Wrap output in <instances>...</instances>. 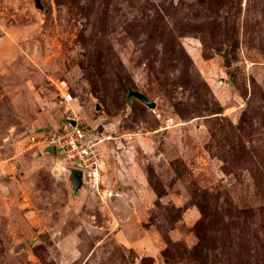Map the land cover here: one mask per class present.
I'll list each match as a JSON object with an SVG mask.
<instances>
[{
    "label": "rangeland",
    "instance_id": "rangeland-1",
    "mask_svg": "<svg viewBox=\"0 0 264 264\" xmlns=\"http://www.w3.org/2000/svg\"><path fill=\"white\" fill-rule=\"evenodd\" d=\"M0 264H264V0H0Z\"/></svg>",
    "mask_w": 264,
    "mask_h": 264
},
{
    "label": "built area",
    "instance_id": "built-area-1",
    "mask_svg": "<svg viewBox=\"0 0 264 264\" xmlns=\"http://www.w3.org/2000/svg\"><path fill=\"white\" fill-rule=\"evenodd\" d=\"M62 102L69 105L74 95L71 92H65L62 95ZM172 117L166 120V125L173 124ZM49 144L56 147L57 152L72 164V168H79L85 171L100 172L104 164V158L98 144L101 142L92 137V133L80 126L79 123L73 125L66 118V123L58 129L50 132L46 138Z\"/></svg>",
    "mask_w": 264,
    "mask_h": 264
},
{
    "label": "water",
    "instance_id": "water-1",
    "mask_svg": "<svg viewBox=\"0 0 264 264\" xmlns=\"http://www.w3.org/2000/svg\"><path fill=\"white\" fill-rule=\"evenodd\" d=\"M130 95L135 96L137 99L142 101L143 103L147 104L150 107H155L156 102L150 100L147 95L139 90H130ZM67 120L72 123L73 125H76L78 123V120L74 117H67ZM71 176H72V184L75 189V191L79 190L83 183H84V171L79 168H72L70 169Z\"/></svg>",
    "mask_w": 264,
    "mask_h": 264
},
{
    "label": "trees",
    "instance_id": "trees-1",
    "mask_svg": "<svg viewBox=\"0 0 264 264\" xmlns=\"http://www.w3.org/2000/svg\"><path fill=\"white\" fill-rule=\"evenodd\" d=\"M64 123H66V117L61 121V123H59V126L57 128L62 126ZM85 129H87V128H85ZM37 130L38 129L36 128L35 131H37ZM34 133H36V132H34ZM41 151L45 152V153H57L56 147L52 144H49V143L47 145H45L44 147H42Z\"/></svg>",
    "mask_w": 264,
    "mask_h": 264
},
{
    "label": "bare ground",
    "instance_id": "bare-ground-1",
    "mask_svg": "<svg viewBox=\"0 0 264 264\" xmlns=\"http://www.w3.org/2000/svg\"><path fill=\"white\" fill-rule=\"evenodd\" d=\"M99 173H100V172L96 171L94 174H95L96 176H99Z\"/></svg>",
    "mask_w": 264,
    "mask_h": 264
}]
</instances>
